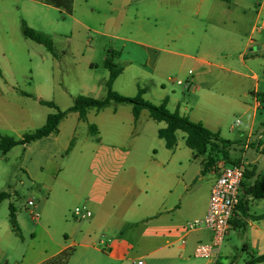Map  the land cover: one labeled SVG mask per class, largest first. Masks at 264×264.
Masks as SVG:
<instances>
[{
	"label": "crops",
	"instance_id": "1",
	"mask_svg": "<svg viewBox=\"0 0 264 264\" xmlns=\"http://www.w3.org/2000/svg\"><path fill=\"white\" fill-rule=\"evenodd\" d=\"M82 1L85 7L80 0H73L72 12L67 15L39 0H0V136L21 140L42 127L56 110L40 101L65 111L72 104L61 106V100L72 103L81 94L106 97L109 72L98 84L85 77L73 89L77 92L68 90L61 82L66 50H58L55 57L23 35L27 26L49 38L53 47L64 38L71 48L80 33L46 34V12L56 10L62 21L72 20L87 31L91 30L79 17L97 14L103 20V30L93 33L114 40L105 50L102 67L107 70L104 62L111 57L121 69L112 83L113 91L134 97L142 89L143 99L149 102L153 96L154 105L167 99L170 112L178 111L232 143L229 161L237 159L246 172L240 189L246 217L236 210L234 219L245 226L231 227L228 234L238 237L248 260L264 255V219H256L264 215V197L255 199L245 193L264 175V155L260 153L264 149V55L261 60L246 59L247 51L254 53L251 49L257 43L251 35L259 27L254 24L243 41L229 37L217 23V2L227 5L222 9L226 15L232 0ZM125 7L132 10V17L123 18ZM119 10L120 15L114 17ZM59 22L55 20V24ZM160 43H165L162 48L157 46ZM234 44L242 49V71L217 62V51ZM258 47L261 51L264 44ZM160 53L166 54L163 62ZM256 61L261 62L259 72L250 65ZM86 65L89 71L98 69L90 59ZM175 71L183 74L184 80L169 78L168 73ZM228 73L234 77H227ZM104 90L105 97L100 98ZM226 118L231 123L224 129ZM90 126L95 127V134ZM165 127L164 122L151 119L147 110L134 119L130 104L111 103L100 111L89 110L85 120L77 112H69L56 133L16 145L5 154L0 151V184L25 176L19 185H27L30 193L33 204L28 199V205L33 209L27 214L31 220L48 228L64 227L62 239L52 240L49 249L38 252L30 264H42L69 247L74 252L67 264H196L190 259L198 258L196 246L209 243L211 237L205 229H185L207 212L215 166L201 173L207 154L197 155L189 149L182 131L175 133L174 148L167 149L157 134ZM207 177L214 179L206 194H201V182ZM4 192L19 196L17 188ZM35 192L38 199L33 197ZM79 206L84 209L83 216H66L65 209ZM4 248L0 240V252ZM221 258L219 251L204 264H214L217 259L227 264Z\"/></svg>",
	"mask_w": 264,
	"mask_h": 264
},
{
	"label": "rangeland",
	"instance_id": "2",
	"mask_svg": "<svg viewBox=\"0 0 264 264\" xmlns=\"http://www.w3.org/2000/svg\"><path fill=\"white\" fill-rule=\"evenodd\" d=\"M93 1L94 0L90 2ZM80 4L82 7L84 6L82 0H80ZM226 6L223 7L217 2V23L221 26V28L225 30V32H227L229 37H234L237 42L243 41L246 37L250 35L252 26L254 24L255 26H257V28L259 27L258 32H255L251 35V38L254 40V42L257 43V45L253 46L251 49L254 53H250L249 51H247L246 59L248 60L260 57L261 60V56L264 55V49L260 51L258 46L260 44H264V29H261V23L262 21H264V0H232V4L228 6L230 12L226 15H223L222 9H226ZM260 7L261 10H259ZM128 10L129 9L127 7L123 9V11L125 12L123 18L132 17V10H130L129 12ZM118 15H120V10L113 14L114 17H117ZM257 15L260 16L258 19L256 18ZM79 18H81V20L89 27L91 31L84 30L81 26L76 25L74 22H72V20L65 19V21H62L60 14L56 10H48V12H46V21L43 25V29L45 30L44 32L46 34H50L51 32L55 31L64 32L67 34L75 31H78L80 33V36L78 38H74V41L76 43H73L74 45L71 48L66 42H64V38H61V42L59 45H54V51L56 53L60 49H65L67 52L66 56H62L63 60L61 66V82L63 87L67 88L68 90L78 88L79 83L82 82L85 77L87 79H90L92 82L98 84L103 78H106L108 76V70H105L102 67L103 57L106 54L107 47H112L113 44L111 43H114V40L100 38L99 36L93 33L94 31H92L103 30V20H101V16L93 14ZM55 20H59L61 22L55 24ZM206 23L210 24L208 20L206 21ZM219 40H221V38H217V41ZM163 44L165 43L157 44V46L162 48V46H164ZM241 50L234 44L228 47L226 51H217V62H221L224 65L229 64V66H231L229 67L230 70L242 71L241 64L239 61V54ZM83 54H85L84 57ZM165 57L166 54L160 53L161 62L164 61ZM89 59L93 63L98 64V69H94L92 71L86 69V64ZM259 64H261V62L256 61L250 65H253L255 67L254 69L259 72ZM175 73L176 71L168 73L169 78L184 80L183 74L177 75ZM226 75L227 77H234L232 74L229 73ZM125 77L126 75L124 76V78H121V80L124 81L123 79H125ZM34 80H37L36 75L34 76ZM127 80L129 81L128 78ZM123 83L124 82L120 84V87ZM143 83L146 82L144 81ZM166 83H168V81H166ZM140 85L144 86L142 85V83H140ZM168 85L170 87V83ZM174 88L176 90H180V88L177 86H175ZM73 91L75 92L76 90ZM99 96L100 98H104L105 90L100 93ZM149 98L150 103L156 101L153 96H149ZM60 104L61 106H64L66 104L70 105L72 103L70 100H61ZM262 107H264V104H262ZM230 123L231 120L228 123V118H226L224 123V129H227ZM223 161V159H219L218 162ZM228 163H232L236 166L242 165L240 162H238L237 159L233 161H228ZM212 179H214V177H207L204 178V180L201 182V194H206L208 185L211 183ZM19 180H25V176L20 175L17 179L8 180L0 184V192H4L6 190L9 191L10 187L17 188L19 192V196L14 197V195H10V198L6 199L4 202L2 201L3 203H1L0 205V240L2 241L5 247L4 250L0 252V264H30L32 260H34L38 252L49 249V246H51L52 244V240L57 241L60 238L62 239L61 233L64 230V227L62 225H52L48 228L46 226H39L33 220H31L30 215L27 214L28 211L33 209V206L28 205L30 193H28L27 185H19ZM35 193L36 195L33 197L38 199L39 194L38 192ZM9 204H12L16 209V220L21 237H19L12 230V227L9 223ZM27 207L28 210L26 211ZM78 208L81 207L79 206ZM37 213L39 214L38 209ZM65 214L71 219H75L74 217H80L74 215L73 207H70V209H65ZM208 234L209 237H211V233L209 231ZM220 257H222L221 259L227 262V264L232 261H235L238 264H243L249 258L248 254L243 251L238 237L235 234H228L224 238L222 245L220 246ZM190 259L193 263L196 264H204L207 262V260L205 259L194 258L193 256H191ZM134 264H140V262L135 261Z\"/></svg>",
	"mask_w": 264,
	"mask_h": 264
},
{
	"label": "trees",
	"instance_id": "3",
	"mask_svg": "<svg viewBox=\"0 0 264 264\" xmlns=\"http://www.w3.org/2000/svg\"><path fill=\"white\" fill-rule=\"evenodd\" d=\"M41 3L64 11L67 15L72 12L73 0H39ZM229 2L230 0H221ZM23 35L36 43L43 45L53 56H57L53 44L49 38L44 34L39 33L27 26L23 27ZM104 67L109 72L108 80L106 81L107 94L104 99H94L85 96H77L73 99L72 106L65 111L59 110L53 103L40 101L42 105L54 108L55 113L48 115L45 124L31 133L23 135L21 140H14L10 137L0 136V151L1 153H7L11 148L16 145H25L31 142L37 141L44 137L49 136L52 133L57 132V126L59 122L69 112H77L81 120L86 119V114L89 110L95 109L100 111L111 103H125L132 106V114L134 119H137L142 110H147L151 119L157 122H164L165 128L158 130V137L165 142L167 149H173L176 144L175 133L182 131L186 134L185 144L186 146L195 152L197 155L207 154L205 161L202 164L201 173L206 172L216 165L220 160H224L226 163L229 161V152L232 145L231 142L221 140L217 134H213L201 123L190 121L187 117L181 116L178 111L170 112L166 105L167 99H164L159 105H154L143 99L142 95L144 91L139 89L134 97H125L112 90V83L121 73V69L113 64L111 57H107L104 62ZM89 130L92 134L96 133L95 127L90 126ZM264 155V149L260 151ZM234 165V164H230ZM246 172L244 173V177ZM247 195L252 196L255 199L264 197V175L256 179L252 186L245 190ZM10 198V194L7 192H0V204L2 201ZM9 223L12 230L21 237L19 227L16 220V209L12 204H9ZM242 216L246 217V209L244 203L239 200L237 205ZM256 219H264V215L257 217ZM234 228H244L245 224L241 220L233 219L231 222ZM74 249L69 247L61 251L56 256L43 262L42 264H67ZM264 263V255L252 257L245 264H259ZM214 264H222L216 261ZM231 264V263H229Z\"/></svg>",
	"mask_w": 264,
	"mask_h": 264
},
{
	"label": "built area",
	"instance_id": "4",
	"mask_svg": "<svg viewBox=\"0 0 264 264\" xmlns=\"http://www.w3.org/2000/svg\"><path fill=\"white\" fill-rule=\"evenodd\" d=\"M180 84V82H178ZM244 179L242 166L228 165L224 161L215 165V179L211 187L208 207L205 216L186 226V231L205 229L211 233L210 242L199 244L194 250L198 258L213 259L220 251L224 238L231 230L237 205L240 200V189ZM29 204H33L30 200ZM82 208H75V216H83Z\"/></svg>",
	"mask_w": 264,
	"mask_h": 264
}]
</instances>
